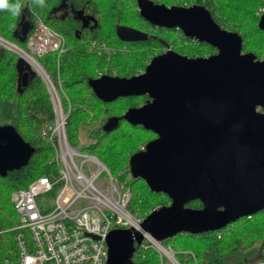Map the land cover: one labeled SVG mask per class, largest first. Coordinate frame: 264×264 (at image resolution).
<instances>
[{"label": "water", "instance_id": "95a60500", "mask_svg": "<svg viewBox=\"0 0 264 264\" xmlns=\"http://www.w3.org/2000/svg\"><path fill=\"white\" fill-rule=\"evenodd\" d=\"M135 1L148 23L180 29L217 52L188 57L169 49L132 77L103 74L88 80L104 102L148 96L143 105L108 118L102 130L110 132L125 120L154 132L156 138L130 156L128 169L171 199L152 210L140 229H112L106 264H133L144 233L160 242L178 234L199 235L264 209V57L243 52L241 34L222 28L202 5ZM258 27L264 30V11ZM31 28L28 20L18 26L20 40ZM19 61L26 70L18 89L27 86L31 73L40 74L23 57ZM34 152L14 125H0V176L26 166ZM195 200L201 208L187 206Z\"/></svg>", "mask_w": 264, "mask_h": 264}, {"label": "trees", "instance_id": "16d2710c", "mask_svg": "<svg viewBox=\"0 0 264 264\" xmlns=\"http://www.w3.org/2000/svg\"><path fill=\"white\" fill-rule=\"evenodd\" d=\"M154 1L166 6L206 7L222 28L241 34L243 52H252L258 59L264 57V30L258 27L264 0ZM20 2L23 7L17 16L0 11V37L27 46V38L20 40L17 28L28 20L32 33L35 21L40 18L65 38L64 53H48L37 60L55 84L64 109L67 111L71 106L66 124L69 144L77 148L80 128L96 122L99 124L97 137L82 150L98 157L123 188L130 190L127 206L130 214L143 220L156 207L169 205L171 199L168 195L152 191L144 180L129 175L130 156L140 151L156 134L125 120L110 132L102 130L108 118L121 116L128 108L142 105L147 96H127L104 102L94 94L88 80L103 74L132 77L144 71L154 56L169 49L189 57H205L213 54L214 48L186 37L177 28L148 23L141 17L135 0H44L43 7L33 0ZM92 42L96 43L94 47L90 45ZM103 43L108 52L101 47ZM24 70L26 68L18 55L0 45V125L7 123L2 121L4 103L14 102L17 112L10 124L35 147L26 166L8 172L5 177L0 176V264H4L10 252L16 249V236L20 233L15 229L19 217L11 203V193L26 188L41 176L55 178L58 174L53 161L54 150L39 133L45 123L54 120L53 103L38 73H31L27 86L18 89ZM58 188L56 185L50 194L56 197ZM187 206L198 209L202 203L195 200ZM177 239H183V247H187L190 240L191 245L194 239L201 242L197 252L190 250L199 264H249L264 260V209L221 230L199 235L178 234L163 244L176 250L172 243ZM176 253L183 259L182 253L177 250ZM133 264H160V255L152 248L138 246ZM185 264H193V261Z\"/></svg>", "mask_w": 264, "mask_h": 264}, {"label": "built area", "instance_id": "2783aa9c", "mask_svg": "<svg viewBox=\"0 0 264 264\" xmlns=\"http://www.w3.org/2000/svg\"><path fill=\"white\" fill-rule=\"evenodd\" d=\"M0 39L2 47L33 59L42 70L32 66L46 83L56 119L45 123L39 133L51 144L55 153L53 161L58 167L55 178L41 176L26 188L11 193V203L19 217L15 229L20 233L16 236V249L10 252L4 264H106V239L110 231L142 220L130 214L127 207L130 190L123 188L108 167L98 157L83 154L69 144L66 124L71 106L67 111L64 109L55 84L37 61L48 53H64L65 38L38 18L33 32L27 36V50ZM101 47L109 51L104 43ZM77 157L82 160L78 161ZM56 185L59 188L51 208L40 198L51 193ZM140 246L154 249L160 255V264H183L189 260L199 264L191 251L182 253V263L173 247L147 233ZM249 264H264V260Z\"/></svg>", "mask_w": 264, "mask_h": 264}, {"label": "rangeland", "instance_id": "374dc122", "mask_svg": "<svg viewBox=\"0 0 264 264\" xmlns=\"http://www.w3.org/2000/svg\"><path fill=\"white\" fill-rule=\"evenodd\" d=\"M15 44L17 46H19L20 48H22L23 50H27V46L26 45H24L22 43H19L17 41H16ZM17 55L19 57V54H17ZM36 67L40 68L38 65ZM47 90H48V88H47ZM48 92H49V90H48ZM49 94H50V92H49ZM16 112H17V106H16V104L14 102H11V101H6L4 103V105H3V120L2 121L3 122H7L6 124H10V122L13 120V117L16 114ZM98 127H99V124H97L96 122H89V123H87L86 125H84V126H82L80 128L79 135H78V137H79V144H78L77 148L79 150H81L83 154H88L87 152H85V151L82 150V147L84 145L88 144L92 139H95L97 137L96 136V131H97ZM77 160L78 161H81L82 158L81 157H77ZM129 175H130V172H129ZM104 177H105V174L102 175V178H104ZM137 184H139V182ZM40 201L45 202L48 206H50L52 208L53 205H54L55 196H53V195H51L49 193V194L43 196L42 198H40ZM132 217H134V216L132 215ZM132 217L130 216V218H132ZM134 218H132V220L136 221L135 219H137V218H135V219ZM136 222H138V221H136ZM136 222H134V223L135 224H139L140 223V222H138V223H136ZM130 225H132V224L129 223L127 226H130ZM182 241H183V239H177V241L174 240L173 243H172V245L175 247V249L178 251V253L179 252L180 253H185V252L190 251V250H193V251H196L197 252L198 249H199L198 247L201 244V242L199 240L194 239L192 245L190 244L192 242V240H190L189 241V244H187V247H185V246L183 247L182 246L183 245L182 244ZM179 260L181 261V257H179ZM183 264H185V263H183Z\"/></svg>", "mask_w": 264, "mask_h": 264}, {"label": "clouds", "instance_id": "9594fccd", "mask_svg": "<svg viewBox=\"0 0 264 264\" xmlns=\"http://www.w3.org/2000/svg\"><path fill=\"white\" fill-rule=\"evenodd\" d=\"M33 3L41 7L44 6V0H33ZM22 7L23 5L20 0H15V2H11V0H0V11H7L12 16L19 15Z\"/></svg>", "mask_w": 264, "mask_h": 264}, {"label": "bare ground", "instance_id": "6f19581e", "mask_svg": "<svg viewBox=\"0 0 264 264\" xmlns=\"http://www.w3.org/2000/svg\"><path fill=\"white\" fill-rule=\"evenodd\" d=\"M49 27V26H48ZM50 28V27H49ZM53 30V29H52ZM55 31V30H54ZM57 32V31H56ZM59 33V32H58ZM62 35V34H61ZM63 36V35H62ZM64 37V36H63ZM0 40H2V39H0ZM93 44H96V43H94V42H92V43H90V45H93ZM31 66H33V67H36L37 66V64H36V62L33 60V59H30V58H24ZM36 68H38V67H36ZM39 69V71H42L40 68H38ZM54 120H53V122L55 121V119H56V115H55V111H54ZM132 224V226L133 227H135L136 229H140V225L139 224H135L134 222H132L131 223Z\"/></svg>", "mask_w": 264, "mask_h": 264}, {"label": "flooded vegetation", "instance_id": "af4514ba", "mask_svg": "<svg viewBox=\"0 0 264 264\" xmlns=\"http://www.w3.org/2000/svg\"><path fill=\"white\" fill-rule=\"evenodd\" d=\"M179 30H180V29H179ZM192 40H193V39H192ZM186 43H187V42H186ZM189 43H190V42H189ZM206 44H207V43H206ZM214 50H215L214 53H216L217 50H216L215 48H214ZM214 53H213V54H214ZM210 55H211V54H210ZM185 56H187V55H185ZM208 56H209V55H208ZM188 57H189V56H188ZM142 96H143V95H142ZM144 96H147V95H144ZM147 100H148V96H147V98L145 99V101L142 103V105H143ZM140 106H141V105H140ZM138 107H139V106H138ZM155 138H156V135H155L152 139H150V141L153 140V139H155ZM143 148H144V147H143ZM143 148H142V149H143Z\"/></svg>", "mask_w": 264, "mask_h": 264}]
</instances>
